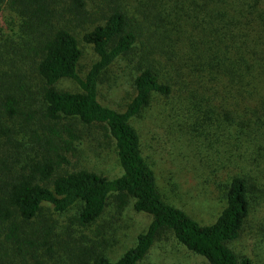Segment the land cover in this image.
<instances>
[{
    "label": "trees",
    "instance_id": "1",
    "mask_svg": "<svg viewBox=\"0 0 264 264\" xmlns=\"http://www.w3.org/2000/svg\"><path fill=\"white\" fill-rule=\"evenodd\" d=\"M138 2L150 4L146 16L160 23L166 39L184 51L195 86L206 87L218 109L223 104L229 108L221 107L223 120L234 123L241 165L224 177V208L212 224L201 225L159 193L130 124L153 94L171 93V85L150 64L135 77L134 95L122 111L98 99L103 73L132 52L141 36L123 5L114 1L97 24L85 0H0V12L10 16L7 28L0 30V264H45L43 253L50 254L53 248L50 230L42 240L39 230L28 231L43 205L57 213L77 207L78 223L88 226L101 217L110 200L118 211L130 204L149 219L148 225L117 260L95 253L92 264H141L166 233L205 264H253L228 243L239 237L255 203L264 196V0ZM76 30L96 55L83 77L78 73L82 50ZM28 64L41 82L38 95L44 117L55 123L73 119L102 131L114 142L119 176L109 179L86 170L57 173L66 162L61 149L29 127L30 141L39 148L20 159L22 145L12 124L18 117L32 124V113L24 112L22 105L32 101L25 83ZM62 80L73 81L79 91L56 90ZM64 131L71 139H82L69 128ZM50 132L59 137L56 130ZM39 248H44L42 253ZM77 255L72 264H91L83 253Z\"/></svg>",
    "mask_w": 264,
    "mask_h": 264
},
{
    "label": "rangeland",
    "instance_id": "2",
    "mask_svg": "<svg viewBox=\"0 0 264 264\" xmlns=\"http://www.w3.org/2000/svg\"><path fill=\"white\" fill-rule=\"evenodd\" d=\"M85 1L89 16L101 24V17L116 0ZM117 1L133 17L141 29V36L132 52L117 59L103 73L98 85V99L103 105L122 111L134 95L135 77L147 64L163 82L171 85L168 96L153 94L149 105L133 117L130 124L139 136L141 154L154 172L162 198L201 225L212 224L225 206L226 172L241 165L240 156L237 158L239 141L233 137L236 128L234 123L223 120L221 107L229 108L223 104L218 109L214 100L208 98L207 88L195 86L197 82L189 75L190 63L183 56L184 51L166 39L167 34L165 36L160 23L146 16L150 4H139L138 1L142 0ZM9 19L7 11L0 12V30L7 28ZM75 34L82 50L78 73L83 77L96 55L82 42L78 30ZM25 69V83L32 101L25 100L22 105L24 112L32 113L33 120L27 125L24 122L26 117H18L12 124L15 138L22 145L20 159L27 154L33 155V151L39 148L35 141H30L31 132L26 131L29 127L61 149L66 162L61 164L57 173L86 170L109 179L119 176L121 169L113 140L105 137L102 131L83 127L73 119H62L58 123L46 119L38 95L40 79L30 64ZM55 88L58 91H79L71 80H62ZM230 116L234 117L233 113ZM67 128L82 139L68 137L64 131ZM50 129L56 130L59 137ZM77 212L78 208L73 207L57 213L50 206L43 205L28 227V231H40L39 240L50 230L48 242L53 248L52 253H43L45 264H72L78 253H83L91 264L95 253L117 260L134 244L136 236L146 229L149 221L146 216L135 212L130 204L118 211L111 200L101 217L91 225H80ZM228 246L237 255L250 258L253 264H264V196L255 203L239 237ZM42 250L44 248H39L38 253ZM141 264L205 263L187 254L172 235L166 233L159 237L149 257Z\"/></svg>",
    "mask_w": 264,
    "mask_h": 264
}]
</instances>
